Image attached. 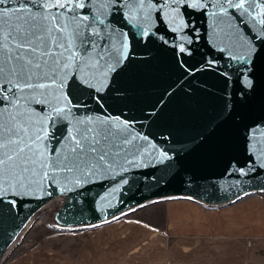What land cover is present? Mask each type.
Returning <instances> with one entry per match:
<instances>
[{"label": "water", "instance_id": "95a60500", "mask_svg": "<svg viewBox=\"0 0 264 264\" xmlns=\"http://www.w3.org/2000/svg\"><path fill=\"white\" fill-rule=\"evenodd\" d=\"M235 3L0 2V157L17 165L0 172V235L60 183L62 228L151 200L214 206L264 191V2ZM29 60L46 75L29 66L25 82ZM86 128L97 152L78 156Z\"/></svg>", "mask_w": 264, "mask_h": 264}, {"label": "rangeland", "instance_id": "374dc122", "mask_svg": "<svg viewBox=\"0 0 264 264\" xmlns=\"http://www.w3.org/2000/svg\"><path fill=\"white\" fill-rule=\"evenodd\" d=\"M244 166L246 167V164ZM250 167L254 168V166ZM233 170L237 171L238 166H234ZM237 176L246 178L248 174L239 172ZM224 182H229V180ZM168 203H178L180 206L187 203L197 204L198 208L202 209L205 224L210 225L211 221H208L207 217L226 219V215L231 213H227L228 209H236L240 205H245L244 208L247 209L250 208V226H244V228L236 230V232H242L243 230L248 233H235L237 235H235L234 242L228 248L232 254L222 255L219 250L210 248L209 252H211L214 259L212 264H242L245 247L251 239L250 235L264 232V191H252L231 202L214 206L187 197L151 200L107 221L88 222L70 226V228H62L54 223L53 214L58 209L61 201L53 199L50 207L39 211L36 215V222L31 225L24 235L17 239L11 250H7L0 264H89L90 262H93L92 264H165L167 251L180 237L179 232H172L168 228L163 218V210ZM239 207L234 211L235 219H237L240 212ZM145 211L148 213L153 211L155 212L154 215H157L155 217L157 218L156 221L149 222L154 226L152 231L155 243H152V246L142 248L136 243L134 246L124 248L127 239H132L135 236L133 232L117 234L111 229H104L98 236L101 235V238L89 246L90 254L87 259L82 258L87 242L91 236L94 237L97 230L114 222L135 220L140 213ZM57 219H60L59 216H57ZM181 227L183 226L181 225ZM215 231L222 233L220 229ZM208 257H210V254Z\"/></svg>", "mask_w": 264, "mask_h": 264}, {"label": "crops", "instance_id": "0c3cea01", "mask_svg": "<svg viewBox=\"0 0 264 264\" xmlns=\"http://www.w3.org/2000/svg\"><path fill=\"white\" fill-rule=\"evenodd\" d=\"M244 207L245 205H240L237 219H235L236 215L234 214L237 208L228 209L227 213H231L226 215V219L207 217V220L211 221L210 225L205 224L206 221L203 219L202 209H199L197 204L187 203L183 206L178 203L166 204L163 210L165 223H167L168 228L172 232H179L180 237L167 251L165 264H212L214 259L211 252H209L210 248L219 250L222 255L232 254L228 248L234 242L235 235H237L235 233H248L243 230L242 232H236V230L244 228V226H250V208ZM149 212L140 213L135 220L114 222L105 228L97 230L94 233V237L91 236L87 242L82 258L87 259L90 254L89 246L101 238V235L100 237L98 236L104 229H111L117 234L133 232L135 236L132 239H127L124 248L134 246L136 243L142 248L152 246V243H155L152 231L154 226L149 222L156 221L157 218L155 217L157 215L155 216L153 211ZM217 229H220L222 233L215 231ZM250 236L251 239L245 247L242 264H264V232ZM209 254L210 257H208ZM92 263L90 262L89 264Z\"/></svg>", "mask_w": 264, "mask_h": 264}, {"label": "snow or ice", "instance_id": "6c2138e0", "mask_svg": "<svg viewBox=\"0 0 264 264\" xmlns=\"http://www.w3.org/2000/svg\"><path fill=\"white\" fill-rule=\"evenodd\" d=\"M0 2H3V0H0ZM218 2L221 4V7L223 8L225 4H233V0H218ZM245 0H236V3L234 4L235 7H240L243 8ZM250 4L254 3V0H249ZM262 2H264V0H262ZM244 12H247L248 9L244 8L243 9ZM225 15H227V13H225ZM261 24H264V20L260 21ZM180 51H184V49L181 47ZM33 52H35V49H33ZM47 54V53H46ZM15 59H17L18 61L21 59L19 56L15 57ZM70 59V58H69ZM56 62V61H54ZM45 64L47 63L46 61L44 62ZM38 69L40 70L41 74L46 75V73H43V68H42V64L40 62L35 63L34 65L32 64V61L29 60L27 62V64H21L20 65V74L22 79L25 80V82H27L28 80H30L31 75H32V71L30 69ZM0 72H2V68H0ZM6 81H0V83H4ZM27 86H31V84H27ZM41 87H43V85H40ZM248 86H251V81L248 82ZM91 129H85L83 132H81V138L83 140V145H81L80 141H77L76 143V147L72 149L73 152H76L77 149H79V152L77 153L78 156L80 155H84L85 152H97V147H95L94 145H98L99 141L98 140H93L90 139L89 136L87 135L88 132H90ZM41 137L37 136L36 139H40ZM24 152V148H20L19 151L16 152V157H20V154ZM36 155V153H33L32 155H27L25 157H23L22 159H20V166L22 168L23 172H27L29 171V168L24 167V165L28 164V163H32L35 164L37 161L33 159V156ZM104 159V155H100L99 156V160H103ZM8 161H12V166L16 167V161L15 158L12 155H8L7 156V160H5L4 158L0 157V172L3 171V165L5 163H7ZM41 167H46L47 164L46 163H42L40 165ZM57 166H58V162H57ZM67 170H71L70 167H68V165L64 166ZM34 171V170H33ZM35 174V173H34ZM45 175H47V173H45ZM23 177H21L22 179ZM14 203V201H13Z\"/></svg>", "mask_w": 264, "mask_h": 264}, {"label": "bare ground", "instance_id": "6f19581e", "mask_svg": "<svg viewBox=\"0 0 264 264\" xmlns=\"http://www.w3.org/2000/svg\"><path fill=\"white\" fill-rule=\"evenodd\" d=\"M68 190L69 184L60 183L56 186L44 189L38 195L34 204L16 218L13 225L0 235V259L3 258L7 250L14 243L16 237L19 234L24 235L31 225L36 222V215L38 212L50 207L53 199L59 200L62 193H68Z\"/></svg>", "mask_w": 264, "mask_h": 264}]
</instances>
